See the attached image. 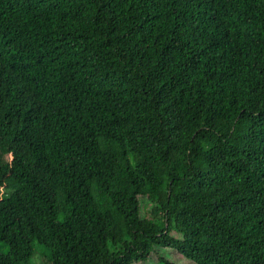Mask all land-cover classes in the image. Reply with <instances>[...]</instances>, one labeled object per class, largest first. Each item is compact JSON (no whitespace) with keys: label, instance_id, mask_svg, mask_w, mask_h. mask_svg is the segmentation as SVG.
I'll use <instances>...</instances> for the list:
<instances>
[{"label":"trees","instance_id":"obj_1","mask_svg":"<svg viewBox=\"0 0 264 264\" xmlns=\"http://www.w3.org/2000/svg\"><path fill=\"white\" fill-rule=\"evenodd\" d=\"M36 245L264 264V0H0V264Z\"/></svg>","mask_w":264,"mask_h":264},{"label":"rangeland","instance_id":"obj_2","mask_svg":"<svg viewBox=\"0 0 264 264\" xmlns=\"http://www.w3.org/2000/svg\"><path fill=\"white\" fill-rule=\"evenodd\" d=\"M144 208L147 211V206L144 207ZM157 250L159 251V249H157ZM159 253L161 255H165L161 251H159ZM170 257L171 258L168 257L169 260L177 261V259L173 255H170ZM151 259L156 260V256H152ZM152 262H153L152 264H161V263H157L155 261H152ZM29 264H44L43 251L38 245H36L35 252H34Z\"/></svg>","mask_w":264,"mask_h":264}]
</instances>
